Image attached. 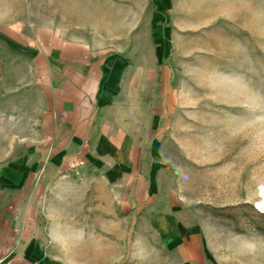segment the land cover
I'll return each instance as SVG.
<instances>
[{"label": "rangeland", "instance_id": "obj_1", "mask_svg": "<svg viewBox=\"0 0 264 264\" xmlns=\"http://www.w3.org/2000/svg\"><path fill=\"white\" fill-rule=\"evenodd\" d=\"M84 39L119 61L116 117L139 149L131 185L46 166L49 105L25 46ZM262 187L264 0H0V210L43 194L54 254L264 264Z\"/></svg>", "mask_w": 264, "mask_h": 264}, {"label": "crops", "instance_id": "obj_2", "mask_svg": "<svg viewBox=\"0 0 264 264\" xmlns=\"http://www.w3.org/2000/svg\"><path fill=\"white\" fill-rule=\"evenodd\" d=\"M46 45L41 49L26 45L24 58L49 105L41 137L47 140L50 175L73 168L84 174L97 170L112 185L122 180L131 185L140 172L139 149L131 128L116 117L122 75L118 58L107 57L101 47L85 39L84 47ZM162 80L167 89L170 78ZM41 180L40 186L49 181ZM44 197L17 194L9 209L0 210V264H84V259L73 261L52 252L54 239L43 236Z\"/></svg>", "mask_w": 264, "mask_h": 264}, {"label": "bare ground", "instance_id": "obj_3", "mask_svg": "<svg viewBox=\"0 0 264 264\" xmlns=\"http://www.w3.org/2000/svg\"><path fill=\"white\" fill-rule=\"evenodd\" d=\"M262 200L258 203V207L262 212H264V187L261 188Z\"/></svg>", "mask_w": 264, "mask_h": 264}]
</instances>
